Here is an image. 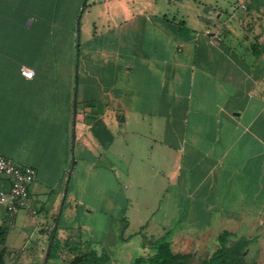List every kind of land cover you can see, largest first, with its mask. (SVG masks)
Masks as SVG:
<instances>
[{
    "label": "crops",
    "instance_id": "1",
    "mask_svg": "<svg viewBox=\"0 0 264 264\" xmlns=\"http://www.w3.org/2000/svg\"><path fill=\"white\" fill-rule=\"evenodd\" d=\"M90 8L98 19L84 43L76 102V70L37 66L27 79L0 54V156L36 171L37 210L0 206V225L21 236L38 227L41 249L57 231L55 264L89 247L110 264L107 251L131 222L123 212L96 223L95 206L70 188L79 167L101 176L102 194L106 175L115 187L122 172L130 183L162 187L173 212L165 235L186 214V196L189 219L208 221L194 235L264 234V0H246V9L238 0H96Z\"/></svg>",
    "mask_w": 264,
    "mask_h": 264
},
{
    "label": "rangeland",
    "instance_id": "2",
    "mask_svg": "<svg viewBox=\"0 0 264 264\" xmlns=\"http://www.w3.org/2000/svg\"><path fill=\"white\" fill-rule=\"evenodd\" d=\"M94 1L96 0H88V6L82 15L80 25V41L82 45H84L86 39L92 34L93 23L98 19V12L96 11L98 9L94 8L93 11H90L91 4ZM2 61L5 60H2L0 57V63ZM100 177L101 176L96 173L88 177L78 167L71 178L70 188L72 192L77 193L78 196H82L84 202H89L95 206L97 210V224H105L106 220L104 215L106 214H111L115 218H119L122 216L123 212H126L125 215L131 222L130 227L124 238L115 237L113 245L110 246L113 252L107 251L112 257V262H110V264H133L136 258L153 255L155 253L153 242L162 237H166V239L171 242L173 235L177 233V231L187 232V234L175 237L172 242L173 250L180 253L194 254L193 261L196 264L200 263L202 259L216 249V232H208L200 235H194L192 233L195 230L196 232H201V228L205 223L207 224L208 221L203 220L196 224L193 220L189 219L191 216L190 209L193 206L190 197L186 196L183 198L182 206L186 209V214L182 219L176 218L172 220V226L174 228L171 230L172 232L165 235L164 232V234L162 233V225L166 222V216H172L173 212L171 210H166V205L161 202L160 193L163 190L162 187H151L147 184L145 186L144 181L141 183L140 180L135 178L130 183L127 178V173L122 172L118 181L119 183L115 184V187L110 186L111 183H109L107 179L109 176L106 175L104 179L106 191L102 194L98 185ZM78 180H82L84 183L81 190L77 187ZM157 182L159 184L160 180H157ZM140 183L144 184V186L137 187L136 185ZM126 194L132 197L129 203L124 202V195ZM146 200H150L149 203L145 202ZM92 218L93 217L90 219ZM117 224L118 222L116 221L115 228ZM141 224H147L143 231L140 230ZM9 227L10 233L7 241L8 255L6 257V264H32L31 262H34L33 264H43L48 246L44 245L41 249L40 241L42 239L38 227L25 230L22 236L20 235L22 232L20 228ZM247 231V235L241 236L239 233L237 237L246 236V238L253 241L247 251L248 260L253 261L254 264H264V234L261 233L257 236L253 235L254 233L249 234L251 231L254 232V230L250 229ZM238 232L241 231L239 230ZM24 235L27 237L25 242L22 240ZM149 241H153L152 244H150ZM18 247H24L25 255L32 258V260L26 261L19 257L21 253L17 249ZM59 248L60 246L58 245L56 248L57 252L54 251V256L48 264H55L54 260L58 254Z\"/></svg>",
    "mask_w": 264,
    "mask_h": 264
},
{
    "label": "trees",
    "instance_id": "3",
    "mask_svg": "<svg viewBox=\"0 0 264 264\" xmlns=\"http://www.w3.org/2000/svg\"><path fill=\"white\" fill-rule=\"evenodd\" d=\"M87 6L88 0H0V54L9 55L21 66L31 69L40 66L75 71L79 63L80 70L84 45L80 41L78 57L76 25L78 20L81 25ZM31 19L33 23L28 27ZM9 233V226L0 225V264H6ZM51 239L49 261L59 245L57 231L51 232ZM216 241V249L197 264H254L247 258L252 240L225 230L217 235ZM153 246V255L136 258L133 264H196L194 254L175 252L166 237L156 239ZM71 251L74 256L68 264H108L110 261L108 254H99L91 247Z\"/></svg>",
    "mask_w": 264,
    "mask_h": 264
},
{
    "label": "built area",
    "instance_id": "4",
    "mask_svg": "<svg viewBox=\"0 0 264 264\" xmlns=\"http://www.w3.org/2000/svg\"><path fill=\"white\" fill-rule=\"evenodd\" d=\"M238 2L242 9H246V0ZM206 34L211 35V31H206ZM212 38L218 41L220 35L214 34ZM21 74L27 79L34 78V71L25 66L21 67ZM35 177L36 171L32 167L17 164L5 156H0V206L12 214L21 210H30L37 214L30 201V191Z\"/></svg>",
    "mask_w": 264,
    "mask_h": 264
},
{
    "label": "water",
    "instance_id": "5",
    "mask_svg": "<svg viewBox=\"0 0 264 264\" xmlns=\"http://www.w3.org/2000/svg\"><path fill=\"white\" fill-rule=\"evenodd\" d=\"M83 10H84V8L82 9V11ZM32 22H33V20H30L29 23H28V26H30L32 24ZM76 30H77V37L76 38H77V46H78L77 54H78V57H79L80 32H81V26H80V21L79 20L77 21ZM78 85H79V63H77V65H76V84H75V98H74L75 102L77 101ZM73 168H74V162H73L71 171L69 173L68 179H70V177L72 175ZM67 189H68V187H66V191H67ZM52 244H53V239L50 240V243H49V246L47 248L46 256H45L43 264H48L49 256H50V253H51Z\"/></svg>",
    "mask_w": 264,
    "mask_h": 264
}]
</instances>
